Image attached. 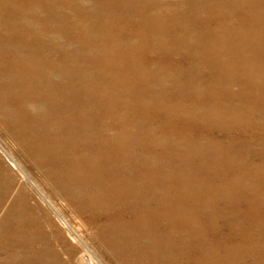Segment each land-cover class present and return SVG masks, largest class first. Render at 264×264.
<instances>
[{"label": "bare ground", "instance_id": "obj_1", "mask_svg": "<svg viewBox=\"0 0 264 264\" xmlns=\"http://www.w3.org/2000/svg\"><path fill=\"white\" fill-rule=\"evenodd\" d=\"M233 84L236 89L231 88ZM94 93L102 96L97 102L103 109L110 108L106 98L119 93L126 99L147 102L151 110L163 112L162 142L170 141L167 130L171 128V133L178 134L172 139L174 147L197 142L200 148L214 149L220 164L225 151L237 145L250 147L253 140L246 133L253 128L254 112L264 103V0H0V113L26 128L21 130L22 138L31 140L39 155H47L48 142L54 139L61 145L85 147L87 156L95 153L102 167L108 168L117 157L122 160L115 169L128 168L133 177L109 176L106 184L114 194L135 199L128 209L132 216L123 228L129 230L134 224L144 230L140 239L146 235L149 242L147 248L131 243L130 251L128 246H120L125 242L120 238L119 244L115 242L118 249L128 254L134 250L135 256L140 251L150 264H159L150 250L158 254L161 264L163 252L172 256L167 264H186L178 261L183 257L189 263L211 264L219 245L205 244L204 229L197 230L195 218L188 210H183L186 215L182 218L176 216L168 207L173 202L176 207V201L167 203L169 197L163 195L164 188L173 193L184 179L177 181L178 174L169 175L168 187L157 186L155 166L146 157L141 161L131 158L125 147L128 144L121 143L119 136L100 140L92 110L96 104L83 106L77 96L87 98ZM27 103L36 105V114ZM122 106L131 107L126 102ZM45 119L48 128H44ZM28 121L37 126L28 129ZM215 124L223 139L210 135ZM143 140L148 142L146 137ZM72 150L70 164L82 163L84 174L86 156ZM257 163L243 165L247 172L264 174L263 162ZM68 176L76 174L69 172ZM67 181L75 187L76 179L67 177ZM159 187L162 195L154 192ZM20 206L18 212L4 208L0 245L7 260L26 264L22 258L26 253L38 254L34 248L38 233L30 225L32 220L20 214L29 211L27 205ZM16 212L21 220L12 228L7 221L16 219ZM237 244H232L230 253L237 251Z\"/></svg>", "mask_w": 264, "mask_h": 264}, {"label": "rangeland", "instance_id": "obj_2", "mask_svg": "<svg viewBox=\"0 0 264 264\" xmlns=\"http://www.w3.org/2000/svg\"><path fill=\"white\" fill-rule=\"evenodd\" d=\"M81 62L79 59V63ZM231 88L236 89L237 86L233 84ZM102 93L103 96L106 94ZM77 96L82 98L83 106L91 104V102L96 104L92 110L97 115L98 124L95 126L97 137L100 140H106L112 136H119L122 139L121 143L128 144L125 147L130 152L131 158L141 161L146 157L148 162L155 166L156 173L153 180H157V186L166 185L168 187L171 184L170 176L173 177L177 174L180 176L176 178L177 181L180 178L184 179L178 181L180 185L173 193L166 191L167 189L163 187L165 191L163 195L169 197L167 198L169 201L165 199L167 203L176 201V207L179 208L175 207L174 202L173 205L169 204L170 206H168L172 211L174 210L173 213H177H174L176 216L182 218L181 216L186 215L183 214V210L186 212L188 210L187 214L195 218L197 230L204 229L205 244L208 243L214 247L219 245L218 252L214 253L211 264H261L262 262L264 264V174L254 175L246 170V167L253 163L263 162L264 164V159L262 160L264 158V103L260 110L256 109V113L254 112L253 128L246 133L253 140L249 142L250 147L237 145L235 148H229L230 150L225 151L227 154L224 153L226 156H222L226 164L224 160H221L219 164V161L216 160V152L212 151L214 149L200 148L197 142H194L193 145L181 142L180 145H176L178 147H174L172 139L178 138V134L171 133V128L167 130L170 141L162 142L163 112L151 110L147 102L141 103L134 98L126 99L119 93V96H112L113 99L107 97L106 103H111L110 108L103 109L97 102V100H102L101 95L89 94L87 98L86 95H83L84 97ZM122 102L131 105L129 110L122 106ZM26 106L36 114V105L29 103ZM4 114L0 113V200L3 204L2 207L0 206V217L4 208L14 209L18 212V208H21L20 205L22 207L27 205L28 207L25 208L27 211L29 210L28 214H20L29 218V221L32 220L30 225H33L32 229L38 233L35 239L36 247L34 246L38 254L34 255L35 253H33L28 256L26 253V256L22 257L23 262L26 264H35L36 262V264H150L148 257L140 251L135 256V253H132L134 250L128 254L115 245V242L119 244L120 238H122L121 242H125L120 246L123 248L128 246L131 251V243L132 246H136L138 243L142 246L144 244L147 248L149 242L146 235L145 239H140L142 238L141 231L144 230H140L134 224L129 230L123 228L132 216V214L129 215L128 209L133 203L132 200H135L133 191L129 193V195L132 194L130 197L133 199L124 198L121 194H114L111 187H107L106 184L109 182V176L133 177V173L128 171V168L115 169V164L121 163L122 160L117 157V162H111L112 166L102 167L98 164L95 153L92 152L93 154L87 156L88 151L85 147L73 148V144L61 145L54 139L48 142V156L46 154L39 155L32 148L31 140L27 137L26 140L22 138L23 131L21 130H26V128L21 129V124ZM28 122L25 123L28 129L32 130L37 126L34 122ZM46 124L45 119L44 128H48ZM260 125L262 126L260 127ZM217 128L216 124L213 125L215 133L212 132L210 135L223 139ZM51 135L52 132H49L48 136ZM145 137L148 142L143 140ZM71 149L77 151V154H85L84 174L81 171L82 163L79 165L75 163L71 166ZM73 150L72 152H74ZM225 167L227 168L224 169ZM106 171H109L108 174ZM69 172L75 173L76 176H68ZM67 177L76 179L75 187L71 188L68 185ZM250 178L254 179L251 181ZM162 180L163 182H161ZM234 181H238L239 184L234 185ZM184 185L186 186L183 187ZM159 190L162 192L160 187L154 192L159 195L161 194ZM17 212L16 219L7 221L12 228L17 220L20 224L21 219ZM26 223L29 226L27 221ZM28 228L30 229V227ZM28 228L27 230H29ZM9 229L12 231L11 228ZM7 232L9 234V231ZM28 233L30 234L31 231ZM220 238L222 239L219 240ZM218 241L221 243L217 244ZM236 242L239 246L237 251L230 253ZM28 244L30 245V243ZM0 247V258L2 259H0V264L7 262V264H18L17 259L7 260L8 254L2 250L1 245ZM150 253L154 256L151 258H155V261L159 260V264H161L162 260L158 259V254L152 253L151 250ZM233 255L235 256L233 257ZM171 257L163 252V264L172 262ZM34 258L37 259L34 260ZM185 259V257L178 258V261L194 264Z\"/></svg>", "mask_w": 264, "mask_h": 264}]
</instances>
